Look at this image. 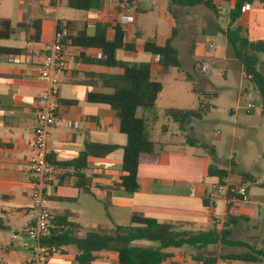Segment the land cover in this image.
<instances>
[{
  "label": "crops",
  "instance_id": "obj_1",
  "mask_svg": "<svg viewBox=\"0 0 264 264\" xmlns=\"http://www.w3.org/2000/svg\"><path fill=\"white\" fill-rule=\"evenodd\" d=\"M113 1L116 4H108V0H103L101 10L81 11L84 14L79 17L71 12L75 9L66 6V0L64 9L61 0H30L27 4L20 1L14 20L12 17L0 16L15 26L14 35L10 39L0 40V46L21 49L17 55L0 54V220L4 225L0 229V264H27L31 259L29 248L24 246L26 242L32 244L25 237L29 226L27 215L31 210L29 194L33 188L28 161L33 154L32 132L36 115L43 104L39 98L47 87L46 80L40 78L36 71V66L42 61L41 46L54 40L59 19L72 21L74 32L85 28L88 34L94 32V25L98 21L120 22L125 27L126 40L141 45L144 41L141 29L133 26L136 29L132 34L130 26L136 22V14L142 10L139 0H131L134 4L132 8L125 6L124 2L128 0ZM211 1L216 6V14L203 6H174L180 19L173 11L172 24L176 22L175 19L181 21V33H178L177 26H173L176 27V35L172 40L175 48V40L181 34L190 41V49L195 48V44L191 48L193 24L198 20L206 24L208 31H220L223 34L234 0ZM117 9H120L119 13ZM132 10L134 12L130 15ZM223 12H226L227 18H223ZM118 17H126V22ZM212 17L223 18L224 26L215 24ZM32 21H36L39 29L37 41L34 39V28L27 26ZM237 24L246 30L249 40H264V0L245 5ZM136 32L141 33V38L135 39ZM169 36L155 43L162 45ZM107 37H112L111 30ZM10 41L11 44L7 43ZM138 52L141 51L119 50L116 57L124 61L123 58H130L131 54ZM208 52L212 55L210 50ZM190 54L193 53L189 51ZM189 56L187 64L194 69L197 65L192 64ZM100 57L96 49L67 47L66 55L61 60L55 101L61 123L50 128L48 138V160L55 171L45 181L43 188L49 215L65 216L68 221L78 224V235L88 230L107 232L115 225L126 226L133 215L174 224L177 231L192 234L206 231L215 217L223 214L226 205L224 198L218 196V199L223 200V206L220 214H215L217 199L214 200L212 189L216 181L207 176L210 157H192L185 152L170 150L166 143L156 141L163 144V151L159 153L157 163H141L138 166V189L134 193H128L118 186L121 176L125 174L121 170V148L105 157L88 156L86 167L80 171L85 181L81 187L75 184L77 170L58 165L74 160L84 150L86 143L117 146L125 143V136L118 131L114 111L106 105L87 101L88 93L109 92L106 78L117 72V69L96 64ZM145 62L152 64L156 59L150 55ZM242 76L246 78L244 72ZM250 87L255 89L252 85ZM141 114L140 110L136 112L137 116ZM154 124L151 125V132ZM163 127L161 132L166 133L167 128ZM225 182L240 183L241 176L228 173ZM203 200H207V204ZM102 211L105 219L96 215ZM132 244L157 246L155 242L145 240ZM206 248L187 245L168 248L165 251L169 256L162 264H201L196 258L207 257ZM46 264H77L74 248L58 251L48 258ZM90 264H119L117 253L112 250L100 251Z\"/></svg>",
  "mask_w": 264,
  "mask_h": 264
},
{
  "label": "trees",
  "instance_id": "obj_2",
  "mask_svg": "<svg viewBox=\"0 0 264 264\" xmlns=\"http://www.w3.org/2000/svg\"><path fill=\"white\" fill-rule=\"evenodd\" d=\"M168 11L172 6L194 7L203 6L216 14L217 9L211 0H167ZM255 0H234L232 8L228 12V24L223 31L226 42L234 58L248 71L253 79L254 88L262 103L264 113V61L260 55H264V40L251 41L247 38L246 30L237 24L243 7ZM131 3V0H128ZM103 0H66V6L70 9L89 11L101 10ZM120 9H117V13ZM72 21L57 20L55 32L64 28L67 33L60 39L67 47L83 49H96L100 52V59L96 64L117 69V72L107 76L109 92H91L87 95V101L91 103L108 106L115 113L118 131L125 136V143L122 146L115 144H94L86 143L84 150L72 161L58 164L69 166L77 170L74 175L75 184L81 187L85 182L80 171L86 167L88 156L105 157L121 148V170L125 174L121 176L119 187L128 193H134L138 189L137 170L141 163H157L159 153L163 151V144L151 139V125L158 120L156 111V100L163 90L159 81L152 78L151 63H129L121 61L116 57L119 50L135 52L141 51L155 57L158 65L181 69L182 64L172 40L176 35V27L171 29L170 36L162 45H157L154 40H144L141 45L125 41V27L120 22L109 23L106 21L96 22L94 32L88 34L83 28L73 31ZM24 27L25 24H17ZM27 26L34 28V39L38 40L39 29L36 21L30 22ZM109 30L112 37L108 38ZM15 32V26L8 19L0 18V40L10 39ZM135 39L141 38V33L134 34ZM21 49L0 46V54L17 55ZM196 67H194L195 69ZM186 79L192 84V91L197 93L194 78L186 74ZM211 106L206 99L199 98L198 106L195 109H167L164 114L170 117L178 126L180 132H185L186 124L191 119H201ZM141 110L140 116L136 112ZM162 129H165L163 127ZM186 142L196 145V142L187 138ZM212 156L214 150L211 149ZM208 166L207 176L216 181L213 185H225L228 171L215 165L213 157ZM79 171V172H78ZM241 181L250 182L254 186L262 188L264 183L255 181V177L249 173H241ZM229 187H233L229 184ZM212 191H214L212 189ZM226 201L225 220L220 228L213 223L206 231L192 234L186 231H177L174 224L158 222L154 218L133 215L126 226L115 225L110 231L102 232L88 230L78 235L79 226L70 222L65 216H51L48 219L47 235L40 240L45 247H53L60 251L67 247L75 250V261L77 264H90L100 251L112 250L117 253L119 264H162L169 256L165 251L168 248H180L184 245L204 248L209 245L223 244L226 246L246 247L248 250L242 253H230L220 257L225 261H239L250 264H264V250L255 249L249 244L233 240L231 226L238 219L230 214L234 202L244 201V194H231L226 192L222 195ZM207 204V200H203ZM4 227L0 220V229ZM155 242V247H142L132 244L134 241ZM201 264H215L216 257L207 256L196 258Z\"/></svg>",
  "mask_w": 264,
  "mask_h": 264
},
{
  "label": "rangeland",
  "instance_id": "obj_3",
  "mask_svg": "<svg viewBox=\"0 0 264 264\" xmlns=\"http://www.w3.org/2000/svg\"><path fill=\"white\" fill-rule=\"evenodd\" d=\"M20 1L27 4L30 0H0V16L12 17L14 20ZM113 3L116 4L112 0ZM124 4L128 8L134 6L133 1L130 4L125 1ZM61 7L66 8L64 0H61ZM139 7L142 10L136 14V22L130 25L132 34L136 29L133 26H137L141 29L143 40L153 39L161 42L170 34L174 25L177 26L178 33H181L179 13L173 9L174 6L171 8L172 11H168L167 0H139ZM173 11L176 16L178 15V19L172 24ZM71 12L78 17L84 14L76 10ZM133 12L134 10L130 15ZM225 13L223 12V18H227ZM122 18L118 17L119 20ZM212 18L215 24L224 26L223 18ZM123 22H126V17L123 18ZM193 30L191 48L195 44L194 49H190V41L184 34L175 40L174 45L182 63L181 69L163 67L157 63L151 64L152 78L163 86L155 104L159 119L154 124L151 139L166 143L170 150L185 152L192 157L196 155L213 157L217 167L226 169L234 176L249 173L255 177L257 183L262 184L264 183V113L259 96L256 90L250 87L248 80L243 78L242 73H245V69L234 58L225 36L220 31H208L202 20L193 24ZM7 43L11 44V41ZM209 50L212 55H209ZM189 51L193 53L190 56ZM130 56L123 60L129 63H141L150 58V55L143 52ZM188 56L192 64L197 65L195 69L187 64ZM260 60L264 61V55H260ZM186 74L194 78L197 93L192 91V84L186 79ZM199 98L206 99L211 108L201 119L189 120L186 124L187 130L183 134L178 130L177 124L164 112L167 109H195ZM248 104L252 105L249 111ZM162 126L167 128L166 133L161 132ZM187 138L196 142V145L186 142ZM211 149L214 150L213 156ZM229 184L234 188L244 187L246 191V199L234 202V206L230 209V214L238 217L231 226L230 238L245 242L255 249L264 250V187L259 188L250 182L242 183V181ZM214 195V200L217 199L215 214L219 215L223 200L218 199V196L222 198V195L216 193ZM224 214L225 211L220 216H216L211 225L216 223L217 228H220L225 220ZM96 215L105 219L103 211ZM247 250L246 247H230L221 243L206 248L208 256H214L217 261L225 264L229 262L220 259L221 256ZM230 264L250 263L236 261Z\"/></svg>",
  "mask_w": 264,
  "mask_h": 264
},
{
  "label": "built area",
  "instance_id": "obj_4",
  "mask_svg": "<svg viewBox=\"0 0 264 264\" xmlns=\"http://www.w3.org/2000/svg\"><path fill=\"white\" fill-rule=\"evenodd\" d=\"M112 4V0H108ZM114 23V22H113ZM67 31L61 28L55 32L54 40L41 46L42 61L36 66L37 74L47 82L46 90L41 94L40 101L43 103L36 115L35 126L32 132L33 154L28 161L29 170L33 177V188L29 194L31 200V210L28 213L29 226L25 231L26 241L31 242L27 246L30 250L31 259L27 264H46L48 258L56 254L55 248L42 246L40 240L47 235L49 211L46 207V199L43 191L45 181L54 173L55 167L48 160V138L49 130L61 123V119L56 113V100L58 96V73L61 60L66 55L67 46L61 43L60 39ZM125 41L126 36H125ZM202 69V68H201ZM203 71V69H202ZM252 108L247 105V110ZM231 185V184H230ZM213 192L224 195L226 192L231 194H244L245 188L229 187V184L213 186ZM215 264H224L215 262Z\"/></svg>",
  "mask_w": 264,
  "mask_h": 264
},
{
  "label": "water",
  "instance_id": "obj_5",
  "mask_svg": "<svg viewBox=\"0 0 264 264\" xmlns=\"http://www.w3.org/2000/svg\"><path fill=\"white\" fill-rule=\"evenodd\" d=\"M244 69H245V77H246V79L248 80V82H249L252 86H254L253 79H252V77H251V75H250V72H249L248 69H246L245 67H244Z\"/></svg>",
  "mask_w": 264,
  "mask_h": 264
}]
</instances>
